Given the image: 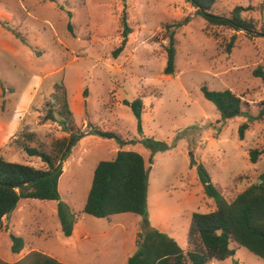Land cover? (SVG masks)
I'll list each match as a JSON object with an SVG mask.
<instances>
[{"label":"rangeland","instance_id":"rangeland-1","mask_svg":"<svg viewBox=\"0 0 264 264\" xmlns=\"http://www.w3.org/2000/svg\"><path fill=\"white\" fill-rule=\"evenodd\" d=\"M264 27V0H217L216 13L237 6ZM185 0H0V154L15 162L45 167L18 143L30 145L68 135L58 120L42 121L56 84H64L76 127L117 133L84 135L64 162L59 179L61 201L76 215L73 235L66 236L57 200L22 198L4 219L0 257L29 264L31 251H42L68 264H127L138 247L139 233L155 227L188 247L194 212L216 208L197 173L194 159L211 174L215 186L232 198L260 181L264 153L251 162L249 150L264 148V117L248 121L244 139L239 126L247 117L223 118L202 90L231 89L255 106L264 99V83L253 70L264 65V36H251L211 25ZM132 31L122 51V18ZM188 21L185 22V20ZM71 26V28L69 27ZM174 32V74H166V46ZM236 41L230 51L231 35ZM86 92V93H85ZM143 101L139 119L125 103ZM24 132L35 133L31 141ZM166 144L152 151L141 142ZM120 150L141 153L149 169L145 216L124 212L95 217L84 212L97 164ZM85 228L83 239L76 228ZM12 234L24 238L14 253ZM208 264H264L246 247Z\"/></svg>","mask_w":264,"mask_h":264},{"label":"trees","instance_id":"trees-1","mask_svg":"<svg viewBox=\"0 0 264 264\" xmlns=\"http://www.w3.org/2000/svg\"><path fill=\"white\" fill-rule=\"evenodd\" d=\"M195 7L196 14L202 16L211 25L226 26L236 31H245L251 36H264V27L258 29L254 19H247L242 12L252 6H235L229 14L216 13L213 5L217 0H185ZM188 19L185 20V22ZM123 40L120 47L114 51L117 55L127 43L132 31L126 16L122 18ZM71 28V26H69ZM237 35H231L226 45L230 51ZM166 74H174L176 67L177 48L174 32L168 36L166 46ZM253 75L264 83V65H258ZM204 96L212 101L223 118H233L239 115L247 117V121L239 126V137L244 139L245 131L249 128L248 121L260 120L264 117V99L257 102L253 108L251 103L227 88L212 90L202 85ZM86 93V92H85ZM125 103L139 119L143 101L137 98ZM58 120L68 135L52 139L50 144L39 141L30 145L26 141L18 143L29 156H39L45 167L10 161L0 154V231L4 227V219L17 207L22 198L42 200H57L58 218L62 231L71 236L76 222V215L70 206L61 201L59 179L63 173L64 162L71 155L72 148L86 134H99L114 137L124 141L113 131H103L91 127L88 131L79 130L73 120L68 91L64 84H56L52 102H48L47 112L42 121ZM35 133L24 132V139L31 141ZM152 151L167 149L166 144L159 141L153 143L151 138L141 139ZM264 153V148H251L249 158L256 162ZM191 166H197V173L208 197L212 198L216 208L210 212H194L193 221L188 232V247L184 248L167 233L148 227L139 233L138 247L129 256L127 264H208L213 260L222 261L235 254L238 247H246L260 257L264 262V170L260 181L249 185L232 198H227L215 186L208 169L204 164L197 165L194 159ZM149 169L144 156L134 150H120L111 160L100 161L94 171L84 212L95 217H110L111 215L134 212L145 216L148 222L147 189ZM12 251L19 253L24 247V238L12 234ZM29 264H68L42 251L33 250L28 254ZM9 263L0 257V264Z\"/></svg>","mask_w":264,"mask_h":264},{"label":"crops","instance_id":"crops-1","mask_svg":"<svg viewBox=\"0 0 264 264\" xmlns=\"http://www.w3.org/2000/svg\"><path fill=\"white\" fill-rule=\"evenodd\" d=\"M77 233L79 232V236H81L83 239H89L90 237L88 236V234L86 233V230H85V228H80L79 227V230L76 228V230H75ZM73 233H75V232H73ZM73 233H72V235H73Z\"/></svg>","mask_w":264,"mask_h":264}]
</instances>
